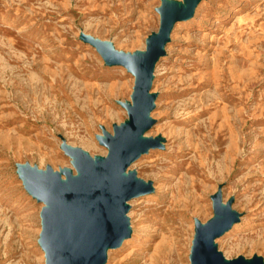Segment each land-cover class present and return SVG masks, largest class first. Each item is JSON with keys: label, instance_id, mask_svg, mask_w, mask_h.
Instances as JSON below:
<instances>
[{"label": "rangeland", "instance_id": "obj_1", "mask_svg": "<svg viewBox=\"0 0 264 264\" xmlns=\"http://www.w3.org/2000/svg\"><path fill=\"white\" fill-rule=\"evenodd\" d=\"M163 10L183 16L149 87L146 135L163 147L126 170L145 191L127 202L128 234L104 264H193L217 203L236 218L217 254L264 264V0H0V264H48L50 207L32 179L69 187L81 178L70 152L109 158L137 77L98 47L146 53Z\"/></svg>", "mask_w": 264, "mask_h": 264}, {"label": "water", "instance_id": "obj_2", "mask_svg": "<svg viewBox=\"0 0 264 264\" xmlns=\"http://www.w3.org/2000/svg\"><path fill=\"white\" fill-rule=\"evenodd\" d=\"M162 15L160 32L149 42L142 57L119 54L106 49V45L98 47L106 63L121 66L137 77L130 124L118 130L114 139L105 142L110 150L109 158L96 166L85 154L70 152V156L77 160L81 178L72 181L69 187L61 185L50 175L32 179L37 192L50 207L44 213L46 228L43 235L48 264H104L106 249L117 247L128 234L126 204L145 188L122 176L136 154L158 146L152 141L145 144L137 141L142 132L151 127L147 119L153 104L149 96L152 66L163 55L173 24L183 17L175 10H163ZM216 215L217 219L197 230L193 264H224L214 242L230 229L236 218L219 203Z\"/></svg>", "mask_w": 264, "mask_h": 264}, {"label": "bare ground", "instance_id": "obj_3", "mask_svg": "<svg viewBox=\"0 0 264 264\" xmlns=\"http://www.w3.org/2000/svg\"><path fill=\"white\" fill-rule=\"evenodd\" d=\"M106 49H108V50H110V49H112V45L111 44H107L106 45ZM143 54V53H142ZM142 54H135L134 55V57H136V55H138V57H142L143 55ZM159 61V60H158ZM158 61L157 62H155L154 64H153V66H152V68L154 69L155 68V66L157 65V63H158ZM153 78V77H152ZM154 80V78L151 80V82ZM153 108H154V103L152 104V110H153ZM151 113V112H150ZM149 122H151V118H150V114H149V116H148V119H147ZM147 130L146 131H143L142 132V134L140 135V137H139V139H138V141H137V143H140V144H145L146 142H149V141H152V142H154L155 144H158V146H161V147H163V144L161 143L162 141H160V139H149V138H147ZM151 149L149 148L145 153H139V154H136L135 155V157H134V161L132 162V164L135 162V160H138L143 154H146V153H148L149 151H150ZM131 164V165H132ZM122 178L123 179H125V180H127V179H130V180H132V183H134V184H141V182L137 179V177L136 176H134V175H131V174H126V172H125V174L122 176ZM125 220H126V226H127V231L129 230V222H128V220H127V218H125ZM122 243V242H121ZM121 243L119 244V245H121ZM118 245V246H119ZM112 247H109V248H107L106 249V251H105V256H106V254L108 253V252H110L109 250L111 249ZM224 264H228L226 261H224Z\"/></svg>", "mask_w": 264, "mask_h": 264}]
</instances>
